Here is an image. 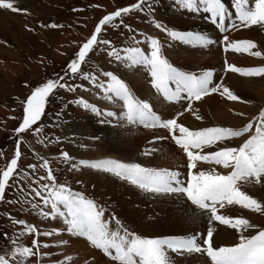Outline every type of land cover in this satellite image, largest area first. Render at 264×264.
Segmentation results:
<instances>
[{"label":"snow or ice","instance_id":"6c2138e0","mask_svg":"<svg viewBox=\"0 0 264 264\" xmlns=\"http://www.w3.org/2000/svg\"><path fill=\"white\" fill-rule=\"evenodd\" d=\"M155 0H135L126 6L105 11L95 23L92 31L75 45L76 50L67 60L61 73H55L31 88L22 103V118L14 129L15 147L10 157L0 152V201H4L9 189L15 188L29 195L30 200L19 197L7 200L9 205L28 204L23 211L36 214L45 222L59 221V227L41 228L3 213L15 228L9 236L5 250L0 253V264H73L74 257L66 254L69 245L63 239L78 237L87 246L107 258L108 264H175L173 256L198 254L205 258L204 264H264V224L256 223L250 217L235 215L232 209L248 210L264 217V196L249 192L251 189L264 190V106L259 107L251 117L242 111L229 108L228 111L240 119L234 125L213 124L193 127L182 122L185 113L195 120L204 117L197 103H203L212 95H218L228 102L251 104L240 97L227 83V74H237L246 79H264V63L254 66H237L225 58V75L215 79L214 69L188 70L177 66L165 54V42H180L193 47L208 48L218 43L225 52L247 54L264 60V50L251 39H233L229 31L249 29L258 26L264 29V0H231L230 8L224 0H174V4L190 13L203 10L210 22L221 33L218 40L195 30H179L155 17ZM101 7V5H91ZM0 9L28 15L27 9L18 7V0H0ZM75 11V9H74ZM131 13H144L149 23L166 37L162 42L158 36L133 28L125 23ZM41 27L60 28L63 25L50 23ZM126 30V43L115 45L104 38L111 29ZM28 31L33 29L25 25ZM125 35V33H121ZM100 50L115 63L117 68H142L148 83L158 98L168 105L179 104L173 115L157 111L148 99H141L133 89L113 70L93 66L85 70L92 54ZM60 55H66L61 52ZM81 83L77 84L76 81ZM84 82L89 86L86 88ZM78 89L93 91L94 95L117 106L115 110H101L96 103L83 96L68 101L86 112L102 117L100 123L118 126H142L153 132L148 142L154 145L160 141L171 142L181 155V163L175 166H150L143 162L124 160L116 157L96 159L75 158L61 149L58 162L68 166L69 172L91 169L124 182L141 194L153 199H173L189 205L186 210L192 223L197 221L206 227L192 228L184 234L150 235L130 228L109 207L85 191H77L67 182H61L54 172L53 161L46 155L32 150L36 162L21 165L24 136L31 133L37 144L45 147L61 143L59 136L44 137L42 116L48 99L56 91L76 93ZM57 117L60 114L57 113ZM163 131L164 135H158ZM99 139V137H93ZM30 147V146H29ZM154 147L142 152L150 156ZM224 169L225 171H219ZM40 173V174H38ZM77 184L81 181L77 180ZM25 188L27 191H25ZM220 227L234 232L229 243H218L216 234ZM28 237H31L30 241ZM44 238H52V242ZM59 248L60 258L50 249ZM83 264H98L95 256Z\"/></svg>","mask_w":264,"mask_h":264},{"label":"bare ground","instance_id":"6f19581e","mask_svg":"<svg viewBox=\"0 0 264 264\" xmlns=\"http://www.w3.org/2000/svg\"><path fill=\"white\" fill-rule=\"evenodd\" d=\"M29 10L28 15H12L13 19L9 20V16L7 20L11 23L12 27L9 28L7 21H6V11L7 10H0V34L5 36H11L15 39L18 45L23 44L25 42L26 46H30L22 35L19 34V26L25 25L28 23V27L31 24L33 19H30L31 11H34V3L32 2H39L41 5L40 7L43 10H46V14L49 16L53 10H57V5L62 3V0H23ZM228 3V0H224ZM229 4V3H228ZM20 0H18V7H20ZM36 6V5H35ZM23 8L22 6L20 7ZM40 8V9H41ZM24 9V8H23ZM154 9H155V17L158 18L161 22L169 25L174 26L179 30H200L207 33L209 32V37L214 39L215 35L217 34L215 31L213 32V27L210 25L209 22H204L202 20H197L196 16L190 12L184 11V9L180 8L179 6L172 3L171 5L166 3V0H155L154 2ZM234 12V10H232ZM203 10L197 12L200 16ZM36 14V13H35ZM207 13L203 12L205 16ZM11 17V18H12ZM16 17H19L20 20L18 21ZM194 18V19H193ZM30 19V20H29ZM147 22L148 18L146 19ZM31 21V22H30ZM49 22V20H47ZM6 22V23H5ZM34 23V21L32 22ZM56 23V22H54ZM147 24V23H146ZM146 24L144 26H146ZM9 28V29H8ZM12 29L14 31H12ZM34 30V29H33ZM197 30V31H198ZM19 31V32H17ZM143 31V30H142ZM17 32V33H16ZM36 37L40 36L45 37L44 34H40L41 32L38 31ZM51 30L47 31L46 33L50 34ZM240 33V32H239ZM211 34V35H210ZM234 35V34H233ZM0 35V50L3 48L2 44V37ZM157 36L161 39L162 42L166 41V37L164 34H157ZM236 39L243 38L242 35H238V32L235 33ZM234 36V37H235ZM244 37L248 38H255L256 43H258L259 48L264 50V38L261 36H257L251 33V30L247 33H244ZM221 35L218 36V39ZM33 37L31 36L30 40ZM40 39V38H39ZM46 39V38H45ZM5 40V39H4ZM29 42V41H28ZM25 47V46H23ZM213 47V46H211ZM218 50L213 48H206L204 50L193 47L190 45L179 44L178 42H165V54L167 58L170 59L174 64L181 66L188 70H199L202 68H211L215 70L217 74L215 79L217 80L221 69H222V62L221 60L227 58L230 61H236L237 66H247L253 65L256 63H264V60L260 58L246 57H236L231 55L229 52L222 54L220 52L219 46L217 44ZM25 50L28 48H24ZM46 49V48H45ZM2 52V51H1ZM23 52V51H22ZM29 53V52H28ZM22 54V53H21ZM8 56L13 59L15 71L9 74V81L8 83L2 85L0 87V94L6 95L11 91L12 84L18 81L17 75L18 72H22V67H20V63L22 62V58H18L17 53L10 52L7 54ZM28 55V54H27ZM223 56V57H222ZM248 56V55H247ZM9 57V58H10ZM1 58V57H0ZM8 59V58H7ZM103 61V60H102ZM3 62V61H2ZM232 63V62H231ZM22 66V65H21ZM13 67V66H12ZM9 69V68H8ZM220 69V72H218ZM112 70V69H111ZM7 72V71H6ZM125 79L130 83L131 87L133 88L135 94L141 99H148L150 100L155 109L157 111H163L164 114L173 115L174 110L177 104L168 105L165 102H162V98H158L146 85L145 78L146 72L142 68L132 69V71H122L121 72ZM21 74V73H20ZM6 75V74H5ZM4 79L0 76V84ZM125 80V81H126ZM226 83L234 89L242 99L252 101L251 104H241L235 102H228L225 101L223 98H220L218 95H212L211 97L205 99L203 103H197L195 105L196 108L199 109L200 113L203 115V121H197L190 119L189 116H184L182 118V122H186L193 127L206 126L208 124H222V125H234L240 123V119L234 116L231 112L228 111L229 108L234 109L235 111H242L248 116H252L256 114L259 107L264 106V79H246L241 78L235 74H227ZM16 85V84H15ZM4 98V97H3ZM104 101V100H103ZM99 98L96 102L101 107L111 106V108H115L116 106L106 103H99ZM100 107V108H101ZM179 108V107H178ZM102 109V108H101ZM178 110V109H177ZM191 116V115H190ZM68 124L67 129L70 132V136L68 137V141L70 143L69 150L74 153L73 155L84 154L82 151L74 148V144H82L84 146H99L101 143L104 147L108 150L107 153L102 152L103 155H96L98 158L103 157H116V158H124L126 160H134L138 158L142 161H145L146 164L150 166L159 165V166H175L181 163V155L177 152L175 148L171 144H169L170 148L172 149V153L168 154L165 152L153 153L150 155V159L146 161L142 152L145 150L146 147H157V143L154 145L149 144L150 141L148 132L146 135V131L140 132V135L137 138H130L129 136L125 135L123 132L122 127H111L108 123H100L95 122L91 117H85L80 114L76 113H68ZM193 117V116H192ZM194 118V117H193ZM185 123V124H186ZM209 126V125H208ZM144 131V130H143ZM158 135H164L165 133L158 132ZM153 136V133L151 134ZM150 135V136H151ZM93 137H99V139H93ZM86 138H90L92 140L88 141ZM152 138V137H151ZM149 139V140H148ZM168 143V141H166ZM87 146V147H88ZM168 146V147H169ZM170 150V149H169ZM130 153H132L130 155ZM129 154V155H128ZM95 155V154H94ZM144 163V162H143ZM84 172V170H83ZM87 174L84 179H87L86 184L88 186L97 189L101 196L100 201L108 205L116 215L121 218L130 228L135 229L136 231L144 234L150 235H166L163 234L165 228H171L172 233L175 234H184L185 232L190 231L192 228H196L199 230L200 227H206V220L205 224L201 225L199 221L194 225L189 217V215L185 214L186 210L188 209L189 205L187 203L181 204L175 198L169 199H155L156 202L160 205V208H154V211H158V214H155L153 217L145 218L144 213L138 210L137 208H133L132 202H137V200H141L142 197H146L144 199L148 201H152L150 197H147L141 194L138 190L133 188L130 185H127L124 182L118 181L111 176L106 174H101L93 171L87 170ZM79 176H82L80 174ZM250 193L257 195V196H264V190L256 188V189H248ZM97 195V194H96ZM154 202L155 204H157ZM177 206V208H175ZM238 210V209H237ZM232 210L233 214L235 215H244L245 217H250L256 223L264 224V217L260 216L259 214H253L248 210ZM58 222V221H56ZM54 223V222H53ZM53 227H59V225H54ZM63 239L69 240V245L66 246L64 250H67L69 254L73 255L74 259H77L76 253H81L80 258L83 262L84 260L88 259L91 256H95L97 262L99 264H108V262L103 259V257L98 253V251L91 250L86 241L82 238L78 237H71L67 235V233L63 234ZM234 239V232L229 230L225 227H220L217 234L216 240L218 243H229ZM175 260V264H204L205 258L199 256L198 254L194 255H185V256H173Z\"/></svg>","mask_w":264,"mask_h":264},{"label":"rangeland","instance_id":"374dc122","mask_svg":"<svg viewBox=\"0 0 264 264\" xmlns=\"http://www.w3.org/2000/svg\"><path fill=\"white\" fill-rule=\"evenodd\" d=\"M133 2H135V0H62L61 6L60 4L57 5V10H53L54 12H51L48 16L46 14L47 11L43 10L40 7L41 5L39 4V2L33 1L32 4L34 3L33 5L35 9L33 12L32 11L30 12L32 13L30 15L31 16L30 19H33L32 22L34 21V23L30 21L31 24L29 25V27L34 30L28 31L25 28V25L28 23H25V25L23 24L18 27L20 32L17 31L19 32L20 35L23 36L24 41H26L30 46H26L24 42L23 44H21V47H20V45L17 44V42L15 41L13 37L5 36L4 34L2 36V34H0L3 37L1 40L2 41L1 45L3 46V48L0 50V57H1L0 58V76L2 77V79H4L3 80L4 82L0 84V87L9 82L7 81L9 80V76H10L9 74L15 71L14 70L15 62L7 54H9L10 52L17 53L18 58L19 56L20 58H22L21 59L22 62L19 64L20 67H22V72L20 71L18 72V74H16L17 79H18V81L15 83L16 85L14 83L12 84L11 91H9L8 94L6 95L0 94V152H3L6 156L10 157L11 153L14 150L15 139L17 138L16 135L14 134V129L18 126V122L22 118V112H23L21 102L24 99H26V96L30 93L31 88L35 87L38 83L42 82L46 78L52 77L55 73H61V70L65 66L67 60L71 58L73 52L76 50L75 48L76 43L80 42L84 37H86L92 31L95 23L98 21V19L102 15L105 14L106 10L112 11L114 10V7L126 6ZM167 2L169 5H171L172 3H174V0H166V3ZM23 3L24 1L20 0V4H21L20 7L22 6L24 9L28 10L27 6L25 4L23 5ZM228 3L225 2L226 6L230 8L231 0H228ZM96 4L101 5V7L99 8L91 7V5H96ZM0 10H3V9H0ZM184 11L189 12L187 9H184ZM230 11H232L231 8H230ZM6 12L7 13H6L5 19L7 21L9 28L11 29L12 25L8 21L13 19L12 15L14 16L21 15V13H12L9 10H7ZM192 14L197 17L196 18L197 20H202L204 22L210 21V19L208 18V14L204 16L203 12L201 13L200 16L198 15V13H192ZM7 18L9 20H7ZM16 18L18 21L20 20L19 17H16ZM147 18L148 17L144 13H131L129 16L125 18V23H128L133 28L138 29L140 31L143 30V32L151 34V35L157 36V34H160L159 30L155 29L149 22H147L146 20ZM47 20H49V22ZM148 21H149V18H148ZM54 22H56V24L63 25V27H60V28L41 27V24L47 25V24L54 23ZM145 24L146 26H144ZM210 25H212L213 27L212 29L213 32L215 31L217 33L215 35L214 40H218V36L221 35V33L216 28V26L213 25L211 22H210ZM49 30H51L50 34L46 33ZM250 30H251V33L264 38V29H261L258 26H254L249 29H237L235 31H229V35L233 39H236L237 37L235 36V33L238 32V35L240 34L243 37L240 39H251L254 42H256L255 38H251V37L248 38L247 36L246 37L243 36L244 33H247ZM12 31L14 30L12 29ZM38 31L41 32L40 34L45 33L44 34L45 37L43 36L41 37V35L36 37L37 34L39 33ZM200 32L209 36L208 31L207 33H205L204 31H200ZM121 33H125V35H122ZM126 35H127V32L122 27L118 30L116 28H111L105 33L104 38L110 39L115 45L120 46L123 43L127 42ZM31 36L33 38L30 40ZM178 43L182 45V43L180 42ZM217 44L218 43L213 44L211 46L215 47V49L218 50ZM257 45L259 44L257 43ZM211 46L209 47L213 48ZM24 48H28V49L25 50ZM197 48H200V47H197ZM200 49L204 50L206 48H200ZM219 49L222 54L225 53L220 47ZM61 52L66 53V55H60ZM229 53L236 57L238 56L243 57L245 55L246 57L249 58L247 54H238V53H232V52H229ZM224 60L225 59L221 60L222 64ZM228 61L235 63L236 65L238 64L236 63V61H230L229 59ZM259 64L260 63H256L253 65H247V66H254V65H259ZM93 66H98L102 68L103 70L112 69L113 71H117L122 76L123 79H125V76L122 75L121 73L122 71H127V70L132 71V69H126L123 66H121L120 68H117L115 63H109V58L106 56L104 52L100 50H97V52L92 54V59L84 67H85V70H88L89 68ZM218 72H220V69H218ZM222 75H225L223 72V65H222V69H221L219 77ZM219 77L217 81L219 80ZM144 78L146 81V85L155 94V91L151 89L148 83V77L146 76ZM126 82L130 84L127 80ZM76 83L79 84L81 82L80 80H77ZM84 86L86 88L89 87L87 85V82H84ZM129 86L131 87V85ZM78 96H83L85 99L89 100V102H92V103L96 102V100L98 99L94 95L91 89L89 91L78 89L76 93H68V92H65L64 90H58L56 91L55 95L51 96L48 99V102L46 104L45 114L42 116L43 136L52 137V138L59 136L62 142L45 147L42 144H37L36 138L31 133H27L24 136L25 146H22L23 158L21 160V165L26 166L28 163L36 162V158L32 155V150H35L37 152H40L46 155L49 159H51L52 156H57V161H53L52 166L59 180L61 182H67L77 191H85L92 197L100 200L101 199L100 192L97 189H94L93 187L88 186L86 184L87 179H84L83 177V176L87 177L86 176L87 174H85L87 173V170L89 171H93V170L81 169V171L79 172H69L67 165H65L62 162H58L59 160L58 154L61 151V149L67 151L71 156L75 158H87V159H96L98 158L96 157V155L98 154L103 155L104 153L108 152V150L106 149L107 147L105 148L104 145H102L103 143H101L99 146H88L87 145L88 147L80 143L79 144L75 143L73 145L74 148L84 153V154L79 155V157H76L77 155L74 156L73 155L74 153H72L69 150L70 143L68 141L69 140L68 137L70 136V132L67 129V124H68L67 114L68 113H71V114L76 113V114H80L85 117H91L95 122L97 121L99 122L101 119H103L102 117H97L94 114H91L89 112L84 111L81 108H78L74 104H68V101H71ZM99 100H100L99 103H101L102 101L103 103H106L107 105L110 104L109 102L103 101L102 99H99ZM97 105L98 107H101L99 104ZM177 105H178L177 108L174 107L175 108L174 111H176L177 109L179 110L180 105L179 104ZM116 107L111 108V106H108V107L105 106V107H101L102 108L101 110L103 111L106 108L109 110H115ZM57 113L60 114L59 118L57 117ZM190 115L191 114L189 113L184 114V116H189L190 119L195 120V118H193L192 115L191 116ZM213 124H217V123H213ZM213 124H208V125L211 126ZM109 125H111V127H118L115 121H113ZM186 125H190V124L186 123ZM122 129L124 131L123 133L125 135L128 134L127 136H129L130 138H133V137L137 138L140 135V132L145 133L146 131L145 133L146 135L148 132L151 131V130L144 129L142 126H130L127 124H125L124 127H122ZM159 132L164 133L163 131H159ZM152 133L153 132L151 131L150 134L146 135V136H149L150 140L152 139L151 138ZM86 139L88 141L92 140L90 138H86ZM169 144H171L173 148H175V146L169 141L168 143L166 141L158 142L157 147H156L157 151H155L154 153H159V152H165L168 154L172 153L173 151L170 148ZM131 154L132 153H130V155ZM145 158H146V161H148L151 157L145 156ZM120 159H124V158H120ZM133 161L144 162L146 164L145 161H142L138 158H135ZM3 163L4 161L0 159V165H2ZM218 170L225 171L224 169H219V168ZM80 174H82V176H79ZM77 180L81 181V183L77 184L76 183ZM25 191H27L26 188H25ZM17 197H19L21 200H25V199L30 200L32 198L30 195L28 197H25L23 193L19 192L15 188H12L7 191L4 201H0V253H2L5 250V246L8 243V241L4 238V233H7L9 236H11L12 233L15 231V228L11 225L10 221L4 215H2L5 212L10 213L12 216L17 217V218L27 219L28 222L36 224L37 226L41 228H51L54 225H60L59 221L58 222L54 221V223L52 221L45 222L40 217H38L36 214L23 211L25 207L30 208V205L28 204L9 205L6 203L7 200H10V199L14 200ZM144 198L142 197L141 200H137V202L135 203L132 202V205H133V208L138 209V210H135L136 212L140 211L141 213H144L145 218L148 219L150 217H153L155 214H158V211H154V208H160V205L157 203L158 201L156 202V200L151 197L150 198L152 201H148ZM154 202H156L157 204H155ZM175 208H177V206ZM237 209L238 208L234 210H237ZM237 211H240V210L238 209ZM109 212H114V211L109 207ZM171 230L172 229L169 227L165 228V231L163 234H174L172 233ZM175 234H177L176 231H175ZM30 239L31 237H28L29 241ZM44 239L49 242H52V238H44ZM50 251L57 254L54 258H60L58 254L61 251V249L53 248V249H50ZM64 251L66 254H69L67 250H64ZM80 254L81 253L79 254L76 253L77 259L76 260L74 259L73 264H83V262L81 261L82 259L80 258L81 256ZM99 254L103 257L101 253ZM103 259L107 261L106 257H103ZM44 264H48V258H45Z\"/></svg>","mask_w":264,"mask_h":264}]
</instances>
